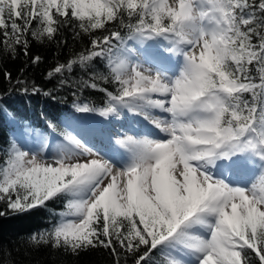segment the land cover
Here are the masks:
<instances>
[{
  "label": "snow or ice",
  "instance_id": "snow-or-ice-1",
  "mask_svg": "<svg viewBox=\"0 0 264 264\" xmlns=\"http://www.w3.org/2000/svg\"><path fill=\"white\" fill-rule=\"evenodd\" d=\"M65 31L87 43L46 79L93 72L82 86L102 106L77 100L59 124L42 114L43 132L0 95L16 129L0 143V216L62 202L29 243L73 258L264 264V0H0V55L65 45Z\"/></svg>",
  "mask_w": 264,
  "mask_h": 264
},
{
  "label": "trees",
  "instance_id": "trees-1",
  "mask_svg": "<svg viewBox=\"0 0 264 264\" xmlns=\"http://www.w3.org/2000/svg\"><path fill=\"white\" fill-rule=\"evenodd\" d=\"M57 39H64L67 43L58 46L55 43L37 44L33 42L27 57L22 52L15 59L8 55H0L2 103L16 113L20 119L26 120L29 127L38 128L43 132H47L48 129L42 114H46L53 123L59 124V121L73 113L72 106L77 100L79 102L91 101L96 106H102L100 104L101 94L82 86V81L85 79L91 82L90 77L94 75L93 72L85 74L78 66H73L71 73H64L65 84L59 82V75L53 79H46L51 69L58 63H67L75 53L82 51L87 43L86 39L83 42L74 40L70 31H65ZM34 56L41 57V61L35 65L31 63ZM96 67L97 71L107 74L104 63L97 61ZM5 72L11 74V83L4 78ZM18 78H22L26 84L17 85ZM97 83L101 82L97 81ZM33 86L41 89L42 92L50 91L52 94L51 96L31 95ZM103 86L111 88V85ZM23 87L29 89V94H22L19 91ZM13 131H16L13 124L9 123L3 114H0V143L11 137ZM17 136H19L18 131ZM2 158L3 153H0V159ZM3 207L4 205L0 204V208ZM50 207L52 212L34 210L21 215L0 216V264H112L111 257L102 249L78 258L53 252L48 247L34 249L29 243V238L38 232L50 230L53 222L59 219L58 213L64 210L62 202L51 204Z\"/></svg>",
  "mask_w": 264,
  "mask_h": 264
},
{
  "label": "rangeland",
  "instance_id": "rangeland-1",
  "mask_svg": "<svg viewBox=\"0 0 264 264\" xmlns=\"http://www.w3.org/2000/svg\"><path fill=\"white\" fill-rule=\"evenodd\" d=\"M84 115L87 116V122L88 123H93V122H96V121H104V118L100 117L99 115H97V116L92 115V114L91 115L90 114H84ZM105 123H106V121H105ZM118 125H119V122H115V124L113 125L114 131L116 130V128H118ZM148 127H152V126L148 125ZM21 142H23V140ZM27 146L28 147L32 146L31 139L28 140Z\"/></svg>",
  "mask_w": 264,
  "mask_h": 264
}]
</instances>
